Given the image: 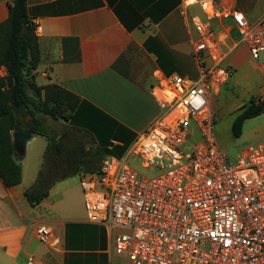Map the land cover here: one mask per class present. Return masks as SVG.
I'll use <instances>...</instances> for the list:
<instances>
[{
	"label": "built area",
	"instance_id": "1",
	"mask_svg": "<svg viewBox=\"0 0 264 264\" xmlns=\"http://www.w3.org/2000/svg\"><path fill=\"white\" fill-rule=\"evenodd\" d=\"M194 3L202 13L190 18L197 76H157V118L122 158L103 156L97 170L79 175L86 222L105 229L122 264H264V140L226 163L210 106L238 44L264 78V12L251 22L216 0ZM35 234L54 245L50 226Z\"/></svg>",
	"mask_w": 264,
	"mask_h": 264
},
{
	"label": "crops",
	"instance_id": "2",
	"mask_svg": "<svg viewBox=\"0 0 264 264\" xmlns=\"http://www.w3.org/2000/svg\"><path fill=\"white\" fill-rule=\"evenodd\" d=\"M195 1L26 0L39 49V62L30 70L33 82L39 87L57 85L77 96L71 124L89 132L105 149L104 156L122 158L160 113L152 94L157 76H197L190 45L196 35L190 18L202 13H194L195 7L200 10ZM216 1L239 9L236 0ZM11 3L0 0V23ZM64 39L66 50L74 43L70 39L76 40L78 61L63 60ZM234 39L232 33L230 40ZM239 46L227 60L243 51ZM5 75L0 67V77ZM26 93L32 97L29 89ZM61 123L60 129L67 125ZM31 135L25 153L16 154L21 182L6 187L0 179V264H122L111 257L102 226L55 209L54 197L67 192L66 180L74 176L55 183L39 204L27 203L23 192L33 185L47 146L45 136ZM38 225L52 228L54 245L38 241Z\"/></svg>",
	"mask_w": 264,
	"mask_h": 264
},
{
	"label": "trees",
	"instance_id": "3",
	"mask_svg": "<svg viewBox=\"0 0 264 264\" xmlns=\"http://www.w3.org/2000/svg\"><path fill=\"white\" fill-rule=\"evenodd\" d=\"M71 50L64 48L63 60H79L76 40ZM39 62L35 26L27 14L26 0H12L5 21L0 23V67L6 75L0 77V179L6 187L21 182V169L12 145L15 131L42 135L47 138L43 164L31 187L23 192L30 206L48 196L57 182L83 172L98 169L106 151L96 145L89 132L71 124L79 98L57 86H36L30 70ZM29 89L32 97L28 96ZM264 113V100L251 101L235 115L230 126L232 137L238 138L245 120ZM28 116V120L25 117ZM48 117L53 123L66 122L58 133L45 125Z\"/></svg>",
	"mask_w": 264,
	"mask_h": 264
},
{
	"label": "rangeland",
	"instance_id": "4",
	"mask_svg": "<svg viewBox=\"0 0 264 264\" xmlns=\"http://www.w3.org/2000/svg\"><path fill=\"white\" fill-rule=\"evenodd\" d=\"M236 5L244 11L247 19L251 22L260 18L264 12V0H236ZM194 13L201 14L197 7H195ZM239 48L243 51L241 53L236 51L237 53L235 52L230 60L225 62L226 65L231 63L228 65L231 71L230 77L221 86L218 94L210 98V106L215 115V139L226 163L235 160L240 147L264 140V113L245 120L238 138L232 137L230 133L232 120L243 107L251 101L264 100V78L256 68L257 63L248 58V53L245 54L246 47L243 44H240ZM259 62H261V58ZM44 118L48 128H54L51 130L55 132L60 130L61 120L55 124L48 117ZM131 165L135 166L136 162L132 160ZM65 188L67 189L65 194L54 197L55 209L61 215L85 217L79 177L74 176L66 180Z\"/></svg>",
	"mask_w": 264,
	"mask_h": 264
},
{
	"label": "water",
	"instance_id": "5",
	"mask_svg": "<svg viewBox=\"0 0 264 264\" xmlns=\"http://www.w3.org/2000/svg\"><path fill=\"white\" fill-rule=\"evenodd\" d=\"M11 137L15 153L20 156L23 155L25 153L26 145L31 140L32 135L25 132L15 131L11 134Z\"/></svg>",
	"mask_w": 264,
	"mask_h": 264
}]
</instances>
